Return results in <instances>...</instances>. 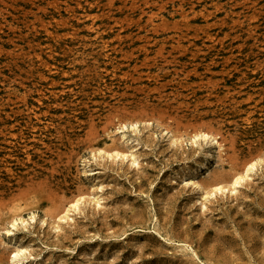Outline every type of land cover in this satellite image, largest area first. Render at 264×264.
Returning a JSON list of instances; mask_svg holds the SVG:
<instances>
[{
  "label": "rangeland",
  "instance_id": "rangeland-1",
  "mask_svg": "<svg viewBox=\"0 0 264 264\" xmlns=\"http://www.w3.org/2000/svg\"><path fill=\"white\" fill-rule=\"evenodd\" d=\"M17 247V264H264V0H0V264Z\"/></svg>",
  "mask_w": 264,
  "mask_h": 264
},
{
  "label": "bare ground",
  "instance_id": "bare-ground-1",
  "mask_svg": "<svg viewBox=\"0 0 264 264\" xmlns=\"http://www.w3.org/2000/svg\"><path fill=\"white\" fill-rule=\"evenodd\" d=\"M102 43V42H101ZM104 47V46H103ZM102 50V49H101ZM36 54V53H35ZM102 55V54H101ZM39 56V55H38ZM104 56V55H103ZM40 57V56H39ZM107 57V55H106ZM105 57V58H106ZM45 64V63H44ZM67 74V73H66ZM98 79V78H97ZM103 79V78H102ZM246 116L243 117V122L249 123V119L251 116V111L245 110ZM168 127V129H167ZM166 129H164L167 134L169 135V138L173 141L176 142L179 140V138H181V135H177L174 130L172 128H169V126H167ZM243 134H247V130L244 128L243 130ZM203 138V139H207L211 144L215 145L216 147V151L218 152V156L220 158H223L222 156L225 155L226 153V139L224 138V136H222L220 131H215L214 129H207V128H203V127H199L198 129H196L195 131L191 132V134H189V138L191 139L192 142H195L197 138ZM99 152H103L104 154H107L108 156H119V157H126L127 153L122 151L121 149H119L117 146H113L111 148H98ZM130 156L132 157V163H136V157L133 153L130 152ZM255 166V161H253L252 159L247 161L244 166L243 169H245V173L247 174L250 170H253V167ZM5 167L8 171H11V168L8 166V164H5ZM5 169V170H6ZM243 172V171H242ZM10 173V172H9ZM238 174V173H237ZM245 174V175H246ZM235 176V175H234ZM244 175H238L237 177L233 178V182L232 185H237L239 183V181L242 179ZM220 180V179H219ZM215 181L212 185L213 190H221L223 188V183L221 181ZM191 182L194 184V186L196 188H202V183L199 180H191ZM82 201H85V195L84 194H79L77 196H74L73 199H71V201L68 202V205L66 208H63V212L64 215L63 217H67L68 213L71 210H76L79 208V205ZM28 206V205H27ZM29 207V206H28ZM22 208L21 205H13L11 208L8 209L7 213H6V218L10 219V223L12 226H15V224L18 221H24L23 216H22ZM62 212V211H61ZM60 214V213H59ZM32 218V216H30ZM62 216H59L57 220H61ZM64 219V218H63ZM45 218H43L41 220L42 224H45ZM47 224V223H46ZM58 227V226H57ZM57 229V228H56ZM181 244V243H180ZM180 248L183 249V245H180ZM25 249L21 248V247H17L15 249V251L13 252L11 258H10V263L11 264H17L18 263V256L20 253H23Z\"/></svg>",
  "mask_w": 264,
  "mask_h": 264
}]
</instances>
